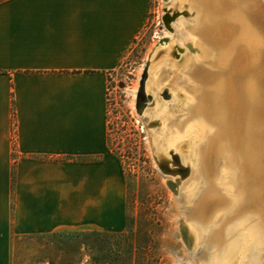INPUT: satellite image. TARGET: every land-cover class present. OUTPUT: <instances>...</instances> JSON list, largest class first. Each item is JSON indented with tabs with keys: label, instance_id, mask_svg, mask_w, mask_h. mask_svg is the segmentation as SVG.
<instances>
[{
	"label": "crops",
	"instance_id": "0c3cea01",
	"mask_svg": "<svg viewBox=\"0 0 264 264\" xmlns=\"http://www.w3.org/2000/svg\"><path fill=\"white\" fill-rule=\"evenodd\" d=\"M150 5L0 2V264L10 263L13 238L53 233L76 215L81 225L122 227L125 182L108 146L109 81L145 29Z\"/></svg>",
	"mask_w": 264,
	"mask_h": 264
},
{
	"label": "rangeland",
	"instance_id": "374dc122",
	"mask_svg": "<svg viewBox=\"0 0 264 264\" xmlns=\"http://www.w3.org/2000/svg\"><path fill=\"white\" fill-rule=\"evenodd\" d=\"M159 3V0H151L145 29L109 81L108 146L119 162L125 182L122 227L114 231L81 225L82 216L76 215L75 222L72 221L53 233L13 238L9 264L264 263V238L259 237L254 225L255 220L264 228V202L260 200L264 191L257 189L251 195L245 194L247 189L261 187L258 163H245L242 169L244 172L239 173L241 161L229 158L231 150L223 139H220V144L215 147L214 160L209 161V178L218 180L216 183L212 181L208 186L201 175L196 153L201 150L200 147L205 146L212 132L205 131V128L201 133L196 132L190 126L185 131L184 138L175 141L178 126L172 128V131L167 129L172 124L176 125L174 116L184 112L183 119L180 117L183 124L198 117H205L200 113L186 115L191 112V100L198 98L204 90H197L193 80L185 78V57L182 56L179 60L174 58L176 50L173 44L181 39L177 29L174 40L166 47L159 46L155 53L153 52L148 66L149 84L154 83L160 71H166L167 77L157 91L167 88L172 97L163 101L158 92L149 90L153 91L154 99L151 100L149 110L143 114V120L151 131L149 136L152 135L154 153L142 121L136 116L132 101L139 72L141 67L145 66L150 45L163 35L165 29L162 17L159 18ZM175 8L183 10L187 17L191 16L183 0L172 6V9ZM179 28L183 31L182 24H179ZM188 44L190 46V43ZM186 50L187 54L191 52L190 49ZM251 50L249 46L247 54L253 58ZM182 102L185 110L178 112L179 109L175 110L176 106ZM224 153L226 159L222 156ZM231 153L234 155L233 151ZM153 154L158 159L163 155L160 160L166 166L172 164L170 154L176 155V162L183 169L186 168L187 176L181 178L179 174H163L153 161ZM236 173L237 178L245 173V181H242V184H246L245 191L238 184L237 178L235 182ZM198 179L200 185L196 183ZM225 180L227 182L222 183ZM167 182H172L174 191L166 185ZM236 194L245 197L242 203L236 202ZM201 196L202 201L198 203L203 204L206 209L211 207L207 220L203 219V214L198 213V210L195 215V209L199 208L196 199ZM256 206H259L261 212L252 214L248 208ZM72 217L69 218L70 222ZM245 217H252L254 220L249 219V222ZM200 225L206 228L203 233L199 232ZM226 227L229 234L236 233L234 244L230 246L226 245L221 232ZM206 242L213 248L207 261L204 251ZM219 248L222 250L219 251ZM221 252L222 255L219 254Z\"/></svg>",
	"mask_w": 264,
	"mask_h": 264
},
{
	"label": "bare ground",
	"instance_id": "6f19581e",
	"mask_svg": "<svg viewBox=\"0 0 264 264\" xmlns=\"http://www.w3.org/2000/svg\"><path fill=\"white\" fill-rule=\"evenodd\" d=\"M159 2V18L162 17L165 29L163 35L150 45L145 60H151V55L159 46L166 47L170 41L174 40L177 29L181 39L173 45L179 50V52L175 51L178 60L182 56L185 57L183 71L185 78L192 79L197 90L201 88L204 90L198 98L191 100L189 105L191 112H187L186 115L200 113L205 117H198L184 124L177 122L176 125L172 124L167 129L172 131V128L178 126L175 141L184 138L185 131L190 126L196 132L201 133L204 128L205 131L212 132L205 146L201 145V150L196 153L201 175L209 184L208 186L213 181L209 178L211 176L209 161L214 160L215 147L220 139H223L226 146L234 152V155L230 154L231 151L229 152V158L241 161L239 173L244 172L242 169L245 163L253 164L254 162L258 163L259 172H261L260 188L252 187L246 190V184H242V181H245L243 179L246 172L239 178L236 177L238 174L236 173L235 182L237 178L238 184L244 188V191L246 190L245 194L248 195L253 194V191L256 192L257 189L264 191V0H183L191 12V16L188 17L183 10L172 9V6L179 4L181 0H159ZM175 14L179 16L169 21L168 18L170 19ZM179 24H182L183 31L179 28ZM249 46L252 49L253 58L247 54ZM186 49H190L191 52L187 54ZM143 69L142 66L138 83L134 88L132 106L135 107L136 116H139L142 121L154 153L155 147L153 142L151 143L152 135L149 136L151 131L148 130L149 127L143 120V114L146 112L141 116L136 109L138 98L136 93ZM166 75V71H160L154 83L149 84L147 67L144 94L150 99L149 101L154 99L153 91L158 92L157 88L167 77ZM150 89L153 91L149 92ZM165 89L171 99L169 90ZM161 91L158 92L159 96ZM222 156H226L225 153ZM162 158L163 155L160 156V159ZM165 181L169 180L165 179ZM213 182L216 183L217 178ZM239 195L237 194L238 201L242 203L245 197ZM210 197L213 196L210 195ZM260 200L264 202V193L260 196ZM200 201H202V196L196 199L197 203H195L199 208L195 209V215L198 210V213L203 214V219L207 220L211 207L204 208L203 204H199ZM259 209V206L248 208L252 214L261 212ZM254 222H256L254 225L259 235L264 228L258 225V221L254 220ZM198 227L199 232L206 231L205 227L201 225ZM221 232L226 240L227 227ZM218 237L220 238V234ZM259 237L263 235L260 234ZM204 247L207 255L205 261H207L213 248L208 246L207 242ZM219 254L222 255V252Z\"/></svg>",
	"mask_w": 264,
	"mask_h": 264
},
{
	"label": "flooded vegetation",
	"instance_id": "af4514ba",
	"mask_svg": "<svg viewBox=\"0 0 264 264\" xmlns=\"http://www.w3.org/2000/svg\"><path fill=\"white\" fill-rule=\"evenodd\" d=\"M175 56H177V53H174V58H176ZM162 92V94H161ZM160 92V97L162 98L163 101H166L169 99V94H168V91L164 88L162 91ZM147 100V103H146V108L144 109V112H147L149 110V107L151 105V101H149L150 99L147 97V96H142V97H139L138 99V106L139 107H142L144 104H143V101ZM178 110V112L180 111H183L185 110L184 107H183V102L176 106V109L175 110ZM143 112V113H144ZM183 115H185V112L182 113V114H178V115H175L174 117V121H177V122H180L181 118L183 119ZM181 117V118H180ZM144 119H147V117H144ZM182 139V138H181ZM176 157V156H175ZM227 156H223L224 159H226ZM177 158V157H176ZM175 158V159H176ZM173 159L171 160L172 164H168L167 166L165 165L164 166V170L167 172V173H170V174H179V175H182L183 174V168L181 166H178L175 164L176 160ZM218 180V178H217ZM227 182L226 180L225 181H222V183H225ZM198 185H200V180H198V182H196ZM221 192V191H220ZM236 202H239L238 201V196L236 194ZM245 218H248V219H252V217H245ZM254 220V219H252ZM260 234L263 235V238H264V230H261ZM259 234V235H260ZM236 238V233H232V234H229L228 232L226 233V245L228 244V246L233 245V240ZM227 247V246H226Z\"/></svg>",
	"mask_w": 264,
	"mask_h": 264
},
{
	"label": "water",
	"instance_id": "95a60500",
	"mask_svg": "<svg viewBox=\"0 0 264 264\" xmlns=\"http://www.w3.org/2000/svg\"><path fill=\"white\" fill-rule=\"evenodd\" d=\"M164 1H166V0H164ZM179 16V14H175L174 16H172L170 19L168 18V20L169 21H171V20H174L175 18H177ZM175 50L177 51V52H179V50L177 49V48H175ZM149 55V54H148ZM176 58H177V56H175ZM150 64V60L149 61H146L145 62V66H144V69H143V72H142V75H141V79H140V82H139V88H138V90H137V96H138V98H137V100H136V109H137V111H138V114H143V112H144V109L146 108V103H147V100H145V101H143V106L142 107H139L138 106V99H139V97H142L143 95L145 96V94H144V84H145V80H146V78H147V76H146V69H147V67H148V65ZM171 155V158H172V160L173 159H175L176 157L175 156H173L172 154H170ZM153 157V161L155 162V164H156V166L159 168V170L163 173V174H165V173H167L165 170H164V166L166 165V164H164V162L162 161V160H160V159H158L155 155L154 156H152ZM176 160V159H175ZM175 164L176 165H178V166H180L177 162H175ZM165 172V173H164ZM168 174V173H167ZM170 174V173H169ZM187 174H188V171L186 170V168H184L183 169V174L182 175H180V177L181 178H184L185 176H187ZM173 175V174H172ZM166 185L171 189V190H175V187H174V185L172 184V182H167L166 183ZM182 233V232H181Z\"/></svg>",
	"mask_w": 264,
	"mask_h": 264
},
{
	"label": "trees",
	"instance_id": "16d2710c",
	"mask_svg": "<svg viewBox=\"0 0 264 264\" xmlns=\"http://www.w3.org/2000/svg\"><path fill=\"white\" fill-rule=\"evenodd\" d=\"M3 1H5V0H0V2H3Z\"/></svg>",
	"mask_w": 264,
	"mask_h": 264
}]
</instances>
